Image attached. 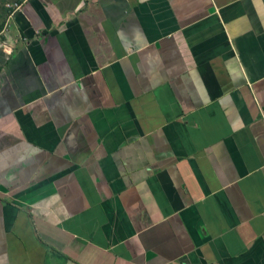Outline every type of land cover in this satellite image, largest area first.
I'll return each instance as SVG.
<instances>
[{"label": "crops", "instance_id": "crops-1", "mask_svg": "<svg viewBox=\"0 0 264 264\" xmlns=\"http://www.w3.org/2000/svg\"><path fill=\"white\" fill-rule=\"evenodd\" d=\"M14 2L0 264H264V0Z\"/></svg>", "mask_w": 264, "mask_h": 264}, {"label": "built area", "instance_id": "built-area-1", "mask_svg": "<svg viewBox=\"0 0 264 264\" xmlns=\"http://www.w3.org/2000/svg\"><path fill=\"white\" fill-rule=\"evenodd\" d=\"M8 7H9V6H8ZM17 8H18V6L15 4V5H13L10 9H14V10H15V9H17ZM11 16H12V13L10 12V13L8 14L7 18H6L4 28L8 26V21L10 20ZM2 32H3V31H2ZM2 32H1L0 34H2ZM7 51H8V50H7ZM0 52H3V53H6V54H9V52H6V49H4V46H3V44H2L1 39H0Z\"/></svg>", "mask_w": 264, "mask_h": 264}, {"label": "rangeland", "instance_id": "rangeland-1", "mask_svg": "<svg viewBox=\"0 0 264 264\" xmlns=\"http://www.w3.org/2000/svg\"><path fill=\"white\" fill-rule=\"evenodd\" d=\"M1 2L5 3V5L3 7L5 11L10 9L13 6V4L16 3V2H14V0H0V3Z\"/></svg>", "mask_w": 264, "mask_h": 264}]
</instances>
